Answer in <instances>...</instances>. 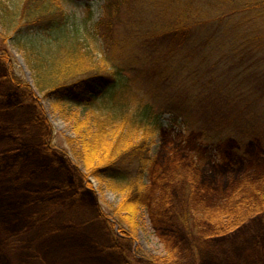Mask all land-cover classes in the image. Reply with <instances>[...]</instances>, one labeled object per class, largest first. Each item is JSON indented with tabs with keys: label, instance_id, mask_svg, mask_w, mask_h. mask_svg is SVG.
Listing matches in <instances>:
<instances>
[{
	"label": "trees",
	"instance_id": "trees-1",
	"mask_svg": "<svg viewBox=\"0 0 264 264\" xmlns=\"http://www.w3.org/2000/svg\"><path fill=\"white\" fill-rule=\"evenodd\" d=\"M0 13L38 88L95 113L87 147L111 152L92 168L135 206L141 196L156 203L148 208L172 264H186L190 236L207 245L264 216V0H106L97 20L91 7L66 16L60 0H18ZM206 93L217 95L204 116L218 129L194 128L154 160L157 106L183 114ZM152 182L161 190L145 195Z\"/></svg>",
	"mask_w": 264,
	"mask_h": 264
},
{
	"label": "rangeland",
	"instance_id": "rangeland-1",
	"mask_svg": "<svg viewBox=\"0 0 264 264\" xmlns=\"http://www.w3.org/2000/svg\"><path fill=\"white\" fill-rule=\"evenodd\" d=\"M60 2L66 16L88 17L91 7L97 20L106 0ZM1 3L15 8L18 0ZM216 96L206 93L183 114L157 106L164 129L154 135L150 156L160 160L164 150L188 142L194 128L218 129L204 116ZM93 114L40 90L18 49V31L0 23V264H172L148 208L156 203L146 205L141 196L135 206L130 203L134 199L127 200L128 191L112 188L92 168L111 152L109 147H87L96 143ZM218 135L213 132L211 139L218 142ZM190 144L195 153L215 156L210 146L204 150ZM156 186L148 185L145 195L161 190ZM262 215L207 245L190 236L182 246L186 264H264ZM179 229L186 232L182 225Z\"/></svg>",
	"mask_w": 264,
	"mask_h": 264
}]
</instances>
